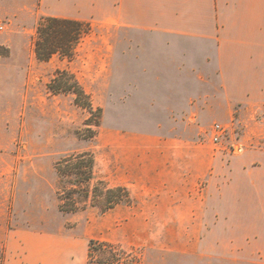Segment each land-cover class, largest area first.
<instances>
[{
  "label": "crops",
  "instance_id": "0c3cea01",
  "mask_svg": "<svg viewBox=\"0 0 264 264\" xmlns=\"http://www.w3.org/2000/svg\"><path fill=\"white\" fill-rule=\"evenodd\" d=\"M107 4L118 26L181 48L163 54V68L137 69L134 51L133 64L117 68L127 99L140 100L149 117L145 126L117 129L114 166L105 170L130 192L131 202L110 210L124 238L161 263L264 264V0ZM199 42L206 66L199 65ZM194 43L196 55H189ZM234 112L244 141L228 158L203 134L205 124L228 122ZM9 217L2 206L0 264H86L77 232L20 218L10 224Z\"/></svg>",
  "mask_w": 264,
  "mask_h": 264
},
{
  "label": "rangeland",
  "instance_id": "374dc122",
  "mask_svg": "<svg viewBox=\"0 0 264 264\" xmlns=\"http://www.w3.org/2000/svg\"><path fill=\"white\" fill-rule=\"evenodd\" d=\"M109 1L97 0L93 5L91 0H0V210L6 206L10 224L20 218L28 226L77 232L85 240L86 264L92 238L127 246L130 243L124 238L122 222L112 215L114 210L102 213L89 206L77 213L60 211L55 162L67 154L91 150L97 159V179L114 186L105 170L107 163L114 166L117 129L142 127L149 121L141 101L127 99L131 92L117 82V68L126 61L133 64V51L140 55L134 64L137 69L163 68V54L181 49L174 40L166 45L164 39L152 40L153 32L118 26L115 10L108 9ZM46 16L71 17L91 24L92 30L79 43L73 60L60 56L48 62L37 59L33 36ZM197 45L199 65L206 66L203 43ZM192 46L188 53L196 55V44ZM59 69L73 73L94 107L102 110L99 118L93 116L99 125L93 127L96 135L92 139L85 124L92 115L88 109L75 102V94L53 93L48 87ZM238 118L239 113L234 112L228 122L212 120L205 124L204 139L207 135L211 138L206 131L216 122L231 127L223 139L228 158L241 153L238 143L244 141V125ZM144 253V264H169Z\"/></svg>",
  "mask_w": 264,
  "mask_h": 264
},
{
  "label": "trees",
  "instance_id": "16d2710c",
  "mask_svg": "<svg viewBox=\"0 0 264 264\" xmlns=\"http://www.w3.org/2000/svg\"><path fill=\"white\" fill-rule=\"evenodd\" d=\"M92 30L89 22L71 17L46 16L39 22L33 36L34 52L38 60L48 62L55 56L73 60L81 40ZM53 93H73L75 102L88 109L92 114L85 124L94 138V126L101 108H95L90 95L78 78L66 69L57 70L48 84ZM97 159L91 150L73 152L55 162L59 177V209L63 213H77L89 206L99 208L106 213L122 202H131L130 192L126 187L109 186L96 176ZM87 264H144L141 247L125 245L107 239L92 238L87 249Z\"/></svg>",
  "mask_w": 264,
  "mask_h": 264
},
{
  "label": "built area",
  "instance_id": "2783aa9c",
  "mask_svg": "<svg viewBox=\"0 0 264 264\" xmlns=\"http://www.w3.org/2000/svg\"><path fill=\"white\" fill-rule=\"evenodd\" d=\"M231 127L220 123H214L210 128V135L212 142L217 146V149L225 150L226 146L223 144V139L228 137ZM221 145V147H219ZM235 150V149H234ZM241 150V147H240Z\"/></svg>",
  "mask_w": 264,
  "mask_h": 264
}]
</instances>
